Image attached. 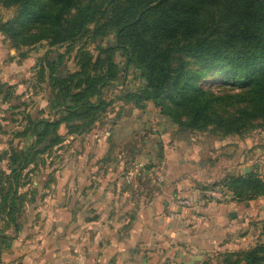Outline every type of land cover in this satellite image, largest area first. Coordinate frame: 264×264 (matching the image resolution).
Masks as SVG:
<instances>
[{
    "label": "trees",
    "instance_id": "trees-1",
    "mask_svg": "<svg viewBox=\"0 0 264 264\" xmlns=\"http://www.w3.org/2000/svg\"><path fill=\"white\" fill-rule=\"evenodd\" d=\"M0 7L15 10L0 18V34L17 51L42 41L73 51L82 42L75 70L57 74L58 65L48 60L41 66V81L48 70L52 118L30 120L17 135L30 133L34 141L6 156L8 174L0 170V215L16 230L28 196L20 192L29 182L24 170L66 135L89 134L114 102L107 89L123 106L144 111L152 104L177 134L264 133V0H0ZM131 69L139 71L134 87L127 85ZM217 185L238 202L264 196V177L254 169L200 189ZM224 262L263 264L264 243L226 254Z\"/></svg>",
    "mask_w": 264,
    "mask_h": 264
},
{
    "label": "crops",
    "instance_id": "crops-1",
    "mask_svg": "<svg viewBox=\"0 0 264 264\" xmlns=\"http://www.w3.org/2000/svg\"><path fill=\"white\" fill-rule=\"evenodd\" d=\"M157 116L160 122L167 123L166 127L171 125L160 112ZM139 129V134H146L141 131L142 126ZM106 133L110 135L109 131ZM244 137L239 140L241 148H225L227 152L236 151L237 160H218L210 166L201 160L187 162L182 149L172 146L165 152L160 172L146 170L147 175H157V181L153 175L148 192L139 197H129L128 192L117 188L119 181H124L115 171L120 160L99 171L98 162L105 151L101 155L97 152L95 159L91 141L88 157L81 160L79 171L68 173L63 179L65 189L58 187L49 195L38 191L33 195V205L23 206L22 212L28 207L29 217L24 223L18 218V230L0 215V260L5 264H136L141 252L155 254L158 250L171 263L178 255L181 264L186 259L199 261V255L194 254L218 248L221 236L233 231L241 211H248L253 202L264 209V196L238 202L232 196L222 201L205 199L200 193V186L218 182L224 168L237 166L244 160L245 150L257 144ZM220 163L224 165L219 166ZM246 167L251 168L245 164L242 169ZM45 196L47 199L42 201ZM178 198L195 203L190 207L177 206ZM173 211L179 216L172 217ZM232 213L237 215L232 217Z\"/></svg>",
    "mask_w": 264,
    "mask_h": 264
},
{
    "label": "rangeland",
    "instance_id": "rangeland-1",
    "mask_svg": "<svg viewBox=\"0 0 264 264\" xmlns=\"http://www.w3.org/2000/svg\"><path fill=\"white\" fill-rule=\"evenodd\" d=\"M14 11V8L0 7V18L8 20L13 16ZM107 40L113 41L114 38L111 35L106 37L104 42H107ZM81 44L82 42H79L74 47L72 46L73 51H71L66 45L51 47L47 41H42L34 46L24 47L21 51H17L0 34V170H4L6 174L9 173L7 168L9 159L6 156L13 151L21 152L25 150L34 141V137L30 133L26 136H18L17 134L25 130L30 120L52 118V111L49 106L51 90L47 81L48 70L46 68L45 80L41 81L39 74L41 66H47L46 62L48 60L58 65L57 74L75 70V54ZM95 46L96 44L88 45L89 50L94 54L96 53ZM21 52L25 53V57L21 56ZM117 61L122 64L124 58L118 54ZM137 74H139L138 70L131 69L129 71L127 76L129 87H134L138 83L135 78ZM121 88L122 86L119 85V89ZM105 93L114 102L108 113L89 134L69 136L66 135L64 125L61 126L60 133L66 135L65 142L51 151L38 152L35 155L37 163H31L24 170L23 173L29 171V178L24 179L29 180L28 185L20 189V192L28 194L24 206L33 205V202L28 199L32 195L38 194V191L49 195L58 187L65 189L66 184L63 179L68 173L74 174L79 171L81 160L88 157V152L91 149L88 146L91 141H94V149L91 152L95 159L98 157L97 152L101 155L105 151L102 159L98 162L99 167L101 166L99 171H103L105 166L108 168V163L113 165L116 160H120L115 170L120 177L125 178L128 172L137 170L138 178L135 183L126 181L121 183L119 181L120 186L117 185V188L120 187L123 192H128L129 197H139L148 192L149 179L153 178L155 172L159 171L165 159V152L168 149L171 150L172 146L182 149V157L187 162L197 163L201 160L204 164L210 166L218 160L225 162L230 159V163L237 160L238 157H235L236 151L231 149L227 152L225 148L234 146L241 148L238 146L241 137H250L257 144L245 150L244 160L240 161L237 166L229 165L228 168H224L223 174L227 176L228 174L242 173V166L246 164L251 166L250 171L252 168H256L264 176V133L262 131L254 130L244 136H227L224 138H220L210 131L192 133L191 135L186 134L187 132L177 134L174 131V128H177L176 125L171 128L172 123L168 119L167 122L171 124L168 127H166L167 123L160 122L161 119L157 116L158 111L155 110L152 104L144 111L136 110L129 105L123 106L122 102L116 100L118 93L115 90L107 89ZM9 94L10 97H8ZM7 98L9 99L7 100ZM139 126L143 127L144 130L141 131L146 132V134H139ZM108 131L110 135L106 133ZM100 143L104 147L102 150L99 146ZM254 150L256 151L254 152ZM42 159L46 163H43ZM223 165V163H220L219 166ZM150 168L155 169L154 174L147 175L146 170L148 171ZM223 174L222 178L225 177ZM58 176L59 181L57 180ZM154 176V180L157 181V175ZM139 179H141V182H139ZM217 186L221 187V185ZM46 190L48 193H46ZM47 197L42 198V201L46 200ZM230 199L231 197L226 200ZM27 208L20 215L19 220L22 223L29 217V209ZM248 209V211H241L238 220L232 226L233 231L221 236V243L218 248L211 250L209 253L194 254L195 256L199 255L200 260L186 259L185 264H226L224 262L226 254L249 250L257 244L264 243V234L262 233L264 209L261 208V204L256 202H253ZM130 212L132 210H129ZM154 253L145 251L142 254L141 252L139 254L140 260L136 264L182 263L179 260V255L177 260L171 258L173 260L171 263L165 253L158 252V250H155ZM235 258L233 257L232 260Z\"/></svg>",
    "mask_w": 264,
    "mask_h": 264
},
{
    "label": "built area",
    "instance_id": "built-area-1",
    "mask_svg": "<svg viewBox=\"0 0 264 264\" xmlns=\"http://www.w3.org/2000/svg\"><path fill=\"white\" fill-rule=\"evenodd\" d=\"M137 176H138L137 170L136 169L135 170H131V172H128L125 175L124 181H126L128 183H135L137 178H138ZM200 193H203L205 195L206 199H215V200H220V201L229 199L231 197L230 192H228L222 186L221 187H219V186L211 187V188H208V189H206L204 191H200ZM175 203H176L177 206L190 207V206L193 205V203H195V201L194 200H188L186 198H178ZM170 215L172 217H178L179 213L173 211V212H171ZM0 264H5V263H3L0 260ZM13 264H15V263H13Z\"/></svg>",
    "mask_w": 264,
    "mask_h": 264
},
{
    "label": "water",
    "instance_id": "water-1",
    "mask_svg": "<svg viewBox=\"0 0 264 264\" xmlns=\"http://www.w3.org/2000/svg\"><path fill=\"white\" fill-rule=\"evenodd\" d=\"M244 172H245V173L250 172V168H249V167H246L245 170H244ZM231 216H232V217H235L236 214H235V213H232Z\"/></svg>",
    "mask_w": 264,
    "mask_h": 264
}]
</instances>
